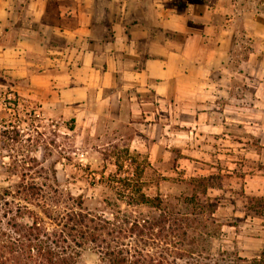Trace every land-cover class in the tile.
Returning a JSON list of instances; mask_svg holds the SVG:
<instances>
[{"label":"crops","instance_id":"1","mask_svg":"<svg viewBox=\"0 0 264 264\" xmlns=\"http://www.w3.org/2000/svg\"><path fill=\"white\" fill-rule=\"evenodd\" d=\"M50 1L0 0L4 84L162 175L223 177L247 223L233 248L264 257V0Z\"/></svg>","mask_w":264,"mask_h":264},{"label":"trees","instance_id":"2","mask_svg":"<svg viewBox=\"0 0 264 264\" xmlns=\"http://www.w3.org/2000/svg\"><path fill=\"white\" fill-rule=\"evenodd\" d=\"M28 179L0 195V264H78L85 254L94 264L248 262L217 244L223 227L234 224L216 217L219 200L205 187L172 199L150 197L138 172L110 174L103 179L113 198L90 208L81 196ZM249 264H264V257Z\"/></svg>","mask_w":264,"mask_h":264},{"label":"rangeland","instance_id":"3","mask_svg":"<svg viewBox=\"0 0 264 264\" xmlns=\"http://www.w3.org/2000/svg\"><path fill=\"white\" fill-rule=\"evenodd\" d=\"M25 1L17 0V3L22 7ZM189 1L204 4L212 0H166V5L182 9ZM233 1L239 6L253 8L261 5L262 0ZM58 2L51 0L50 8L53 10ZM6 81L1 75L0 85L13 89L4 84ZM24 110H16L12 106L9 110L0 109V195L22 179L27 181L31 177L36 183L57 188L65 196H81L85 206L94 208L105 199L113 198L103 178L110 174L123 176L129 173L132 176L133 172H138L141 187L150 197L159 195L172 199L192 192L199 193L205 187L208 193V189H212L209 194L219 200L216 217L234 224L223 227L225 237L217 244L237 251L233 246L242 240L239 234L246 232L247 223L234 220L240 214L241 199L223 185V177L200 180L162 175L144 155L131 150L125 137L107 135L100 142L93 135L83 138L73 131L72 121H51L40 111L38 116L29 117ZM117 157L118 163L115 164ZM255 203L250 208L253 211ZM241 254L248 259L242 264H249L250 257L243 252ZM94 261V256L85 254L78 264H94Z\"/></svg>","mask_w":264,"mask_h":264},{"label":"built area","instance_id":"4","mask_svg":"<svg viewBox=\"0 0 264 264\" xmlns=\"http://www.w3.org/2000/svg\"><path fill=\"white\" fill-rule=\"evenodd\" d=\"M9 106L14 107L16 110L18 108H24L26 115L29 117L39 115V109L33 102H28L16 90L0 85V109L4 110L7 108L9 110Z\"/></svg>","mask_w":264,"mask_h":264}]
</instances>
